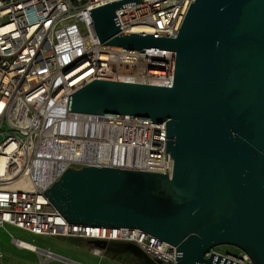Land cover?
Here are the masks:
<instances>
[{"label":"water","instance_id":"1","mask_svg":"<svg viewBox=\"0 0 264 264\" xmlns=\"http://www.w3.org/2000/svg\"><path fill=\"white\" fill-rule=\"evenodd\" d=\"M88 9L102 44L175 52L171 86L93 79L68 111L165 123L167 173L70 166L43 194L70 223L139 228L176 246V264H241L204 254L234 246L264 264V0H193L175 35L121 32L115 11ZM138 264L131 242L87 240Z\"/></svg>","mask_w":264,"mask_h":264},{"label":"built area","instance_id":"2","mask_svg":"<svg viewBox=\"0 0 264 264\" xmlns=\"http://www.w3.org/2000/svg\"><path fill=\"white\" fill-rule=\"evenodd\" d=\"M111 1L0 0V228L131 242L155 261L176 264V246L139 228L70 223L43 194L69 166L167 173L164 122L68 111L69 95L93 79L172 84L174 51L99 42L88 9ZM192 1L138 0L115 14L121 32L143 27L175 35ZM102 251L91 248L97 256ZM211 252L253 264L240 249L214 247L204 256Z\"/></svg>","mask_w":264,"mask_h":264},{"label":"rangeland","instance_id":"3","mask_svg":"<svg viewBox=\"0 0 264 264\" xmlns=\"http://www.w3.org/2000/svg\"><path fill=\"white\" fill-rule=\"evenodd\" d=\"M13 238L29 243L40 250L48 249L54 255L67 258L71 261V263L67 262V264H74L75 262L97 264V257L91 254V245L86 243V239L74 238L70 240L69 238L32 234L11 225H6L5 229L0 228V252L2 254L0 264H43L42 261L46 257L44 252L18 248L12 243L11 240ZM216 248L227 252L238 251V248L231 245H219ZM105 258L107 257L105 256ZM103 262L102 264H104ZM114 262L115 264H122L117 260H114ZM65 263L64 260L57 258L45 262V264Z\"/></svg>","mask_w":264,"mask_h":264},{"label":"crops","instance_id":"4","mask_svg":"<svg viewBox=\"0 0 264 264\" xmlns=\"http://www.w3.org/2000/svg\"><path fill=\"white\" fill-rule=\"evenodd\" d=\"M69 239L73 240L74 238H69ZM77 239H79V238H77ZM86 243H87V240H86ZM91 246H90V252H91ZM18 248L28 249V248H24V247H18ZM28 250H30V249H28ZM30 251H33V250H30ZM91 254H93V253L91 252ZM95 256L97 257V264H102L103 261H105V262H103L104 264H115L114 260L120 261L122 264H132L131 258H133L129 254H125V252L115 253V252H112V251H109V250H103L102 251V256H97V255H95ZM105 256L107 258H105ZM56 258L60 259V260H64V262H66L65 264H67V262L71 263V261L69 259L64 258V257L59 256V255H54V254H53V256L51 258L44 257L45 260L44 261L41 260V261H42L43 264H45L46 261L51 260V259H56ZM75 263L76 264H86V263H77V262H75Z\"/></svg>","mask_w":264,"mask_h":264},{"label":"bare ground","instance_id":"5","mask_svg":"<svg viewBox=\"0 0 264 264\" xmlns=\"http://www.w3.org/2000/svg\"><path fill=\"white\" fill-rule=\"evenodd\" d=\"M143 27H139L138 28V30H137V28H135L134 30H136V31H139V32H146L147 30H145V29H142ZM26 246V245H25ZM28 246V245H27Z\"/></svg>","mask_w":264,"mask_h":264},{"label":"trees","instance_id":"6","mask_svg":"<svg viewBox=\"0 0 264 264\" xmlns=\"http://www.w3.org/2000/svg\"><path fill=\"white\" fill-rule=\"evenodd\" d=\"M131 262L132 264H138V262L134 258H131Z\"/></svg>","mask_w":264,"mask_h":264},{"label":"flooded vegetation","instance_id":"7","mask_svg":"<svg viewBox=\"0 0 264 264\" xmlns=\"http://www.w3.org/2000/svg\"><path fill=\"white\" fill-rule=\"evenodd\" d=\"M125 254H129V253H127V252H125ZM130 255V254H129ZM131 256V255H130Z\"/></svg>","mask_w":264,"mask_h":264}]
</instances>
